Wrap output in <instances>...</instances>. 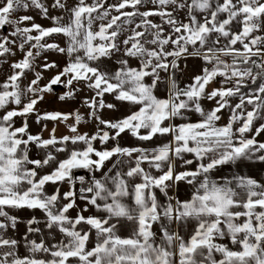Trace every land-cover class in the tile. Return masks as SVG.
<instances>
[{
	"label": "snow or ice",
	"instance_id": "snow-or-ice-1",
	"mask_svg": "<svg viewBox=\"0 0 264 264\" xmlns=\"http://www.w3.org/2000/svg\"><path fill=\"white\" fill-rule=\"evenodd\" d=\"M33 10L51 26L37 23ZM50 10L67 13V23ZM6 26L0 57L18 49L22 58L0 82V264H264V177L222 172L264 163L257 139L264 134V0H0V30ZM56 35L65 46L48 42ZM49 51L64 55V65L45 58L37 66ZM190 59L202 67H189ZM49 71L55 74L42 85ZM28 72L34 78L24 85ZM186 72L190 82L181 86L178 74ZM218 77L221 86L208 91ZM161 85L166 98L156 95ZM82 91L91 93L83 104L96 121L92 134L79 131L78 109L37 107L46 95L65 102ZM203 100L215 106L206 109ZM225 109L230 116L220 125ZM32 114L37 124L65 123L69 134L57 137L55 127L48 138L32 134ZM122 134L170 139L123 146ZM181 184L190 188L184 198ZM16 210L41 215L22 220Z\"/></svg>",
	"mask_w": 264,
	"mask_h": 264
},
{
	"label": "rangeland",
	"instance_id": "rangeland-1",
	"mask_svg": "<svg viewBox=\"0 0 264 264\" xmlns=\"http://www.w3.org/2000/svg\"><path fill=\"white\" fill-rule=\"evenodd\" d=\"M44 2L48 5H51V3L53 2V0H44ZM89 3L92 2V0H88ZM117 2V0H107L108 4H112ZM67 3L69 6H71L72 4L75 3V0H67ZM152 4H147V8H152ZM130 10V9H129ZM145 10L144 8L141 9V11ZM28 14L33 15L36 19L37 23H40L41 25L48 27L51 26L52 22L48 19H44L41 18L38 15V10H33L30 11ZM115 14V13H113ZM50 15H63L65 17L64 19V23H67V13H64L62 11L59 10H50ZM155 22H159V17L154 18ZM99 24V21H97V23L94 25V30L97 29ZM8 31H11V27L10 26H6V28L4 30H0V35L3 34H7ZM49 43H58L61 47L65 46L66 44V37H64L63 35H56L53 36L52 38L48 39ZM16 50V56L14 57H0V82H3L6 77L8 75L11 74V63L19 60L22 58V53L18 50ZM47 59L48 61H55L57 63H59L61 66L64 65L65 61H66V57L62 54L56 53L54 51H49V52H45L41 54V57H38L36 59V65H42V63L44 62V59ZM133 64H135V61H133ZM188 65L189 67H192L194 65H199L202 67V61H200L199 59H195V60H189L188 61ZM37 71H40V67L36 68ZM54 72H45L44 76L45 79L41 81V84L43 85L44 83H47V79L49 77H51L52 75H54ZM195 74H200L199 69L197 70V72ZM191 73H184L183 75L178 74V82L180 83L181 86H184L185 84L190 82V78H191ZM27 79H25L23 81L24 85H27L29 83V81L34 78V73L33 72H28L27 73ZM221 78H217V80L210 84V86L208 87V91H211L213 88H218L221 86ZM230 86V85H228ZM252 86V85H250ZM256 87V86H254ZM249 89H246L244 91H248ZM64 91H66V89L63 88V86H57L55 88V92L57 94L63 93ZM91 93L87 92V91H82L81 93H79V95L76 97L75 100H69V101H65V102H61L57 96L55 95H46L45 101L43 103L38 104V108L40 110H47V111H63V112H69V111H76L77 109L80 111L81 115H83L85 117V120L81 122V124L79 125V131L81 133L84 132H88L89 134L94 133L97 130V125H96V121L95 120H91L90 122L87 120V114L89 112V109L87 108L86 105L83 104V100L86 96H90ZM156 95L160 98H166L167 96V92L164 88V85H161L160 88L156 91ZM108 100H111V97H107ZM238 102V98H234L231 100V103L234 105L235 103ZM204 107L206 109H210L212 107L215 106L214 102H210L208 100H203L202 101ZM10 107H15V105H11ZM126 107V106H125ZM124 109L122 108L121 111H123ZM250 110V108H249ZM3 110H0V114H2ZM104 117H118L120 115V113H109L107 111H104L103 113ZM221 120L218 122V124H225L227 123V120L230 116V112L229 110L225 109L222 110L221 113ZM191 119L193 121H195L196 119H198V117L193 114L191 115ZM16 121V126H20L22 123V118L17 117L15 118ZM28 122H29V129L31 131L32 134H41L44 138H48L51 132L52 128H56V136L60 137L63 135H67L69 134L68 132V127L65 123L62 122H51V121H46V122H41V124H37L36 120H35V114H32L28 117ZM74 121L70 118L69 121L67 122L68 124H72ZM179 122V121H177ZM44 123H47V130H43L44 127ZM238 126V125H237ZM258 126V124L256 125ZM251 135V134H249ZM257 139L259 141H264V134H261L259 137H257ZM114 142H110L109 143V147L112 146ZM96 146L97 147H101L99 145V142H96ZM36 150L33 147L31 155L33 157L36 156ZM60 158H63V155L60 154ZM248 170L246 172V174L248 176H252L254 178H257L258 180L261 179L262 177H264V163H251L248 162V166H247ZM232 174L236 173V169L233 167L232 171H230ZM76 174L77 175H88V173L85 170H76ZM48 188L49 191H51L52 186H46ZM62 190H67V186H63ZM79 202V201H78ZM13 214L18 215L22 220H27L28 218H30L32 215H36V216H40L41 213L38 210H16L13 212ZM72 215H75V212L72 213ZM87 215V213H86ZM19 228V234L22 235L23 232L25 231V225L23 223L18 225ZM21 254H24L26 252V250L21 247L20 250Z\"/></svg>",
	"mask_w": 264,
	"mask_h": 264
},
{
	"label": "crops",
	"instance_id": "crops-1",
	"mask_svg": "<svg viewBox=\"0 0 264 264\" xmlns=\"http://www.w3.org/2000/svg\"><path fill=\"white\" fill-rule=\"evenodd\" d=\"M220 125H224V124H220ZM170 139V137L168 136H165V137H156L154 138V140L152 142H140V141H137L135 140L134 138H132L129 134H122L121 138H120V143L123 145V146H136V145H142V146H147V147H154L156 145H159V144H162V143H166L168 142V140ZM186 158H191V156L189 155L188 157ZM179 163V162H178ZM110 166V165H109ZM248 166V161H244V162H241L239 163L238 165L236 166H225L223 169H222V172L224 175H228V176H231L232 173L230 171H232L233 167L236 169V173H239L241 175H247L246 172L248 170L247 168ZM192 168L195 167V164L191 166ZM158 175V173H155ZM190 192V188L184 184H181L180 185V196L181 198H184L185 195ZM158 195L161 196L162 198V194H159Z\"/></svg>",
	"mask_w": 264,
	"mask_h": 264
},
{
	"label": "trees",
	"instance_id": "trees-1",
	"mask_svg": "<svg viewBox=\"0 0 264 264\" xmlns=\"http://www.w3.org/2000/svg\"><path fill=\"white\" fill-rule=\"evenodd\" d=\"M254 86H257V85H252V86H250V87H254ZM244 90H246V89H244Z\"/></svg>",
	"mask_w": 264,
	"mask_h": 264
},
{
	"label": "water",
	"instance_id": "water-1",
	"mask_svg": "<svg viewBox=\"0 0 264 264\" xmlns=\"http://www.w3.org/2000/svg\"><path fill=\"white\" fill-rule=\"evenodd\" d=\"M57 86H54V88H56Z\"/></svg>",
	"mask_w": 264,
	"mask_h": 264
}]
</instances>
